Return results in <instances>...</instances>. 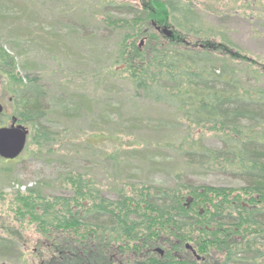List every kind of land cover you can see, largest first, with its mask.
I'll return each instance as SVG.
<instances>
[{
  "label": "trees",
  "instance_id": "trees-1",
  "mask_svg": "<svg viewBox=\"0 0 264 264\" xmlns=\"http://www.w3.org/2000/svg\"><path fill=\"white\" fill-rule=\"evenodd\" d=\"M72 1L81 10L98 9L94 18L106 35L116 37L114 62L123 69L112 73L125 75L133 97L165 107L189 129L181 141H156L153 148L171 151L186 169L228 176L242 185L236 189L194 186L182 179L183 173H178L174 187L154 185L144 177L146 166H156L145 155L150 144L138 145L141 150H131L134 156L129 158L105 154V163L125 165L124 170H116L118 175L135 182L130 175L134 172L140 182L128 185L129 189L111 188L114 196L109 198L87 168H73L56 180L59 187L69 188L70 196L47 195V183L16 195L19 218L35 224L47 237V251L41 257L47 255L48 264H121L117 256L125 253L129 262L143 260L144 264L245 261L237 257V232L253 231L250 237L258 240L264 237V67L234 49L230 41L216 43L207 37L202 43H191L177 31L173 39L160 37L152 23L197 35L202 15L188 1L140 0L139 7L118 0ZM18 21V28H23L26 19ZM80 27L84 32L85 27ZM141 38L147 40L143 48L136 45ZM38 39L42 46L49 44L36 34L32 40ZM57 45L50 42L52 48ZM0 79L9 84L15 103L11 117L0 116V123L3 117L15 118L30 127L27 149L57 144L62 133L44 125L53 113L44 105L46 90L37 77L18 73L17 58L3 48L1 39ZM195 129L212 133L218 146L206 145L202 136L194 138L191 131ZM94 136L112 141L115 150L126 147L124 137ZM98 145L83 142L84 151L89 152L84 158L102 160L95 154ZM131 158L139 160V165ZM187 244L200 261L185 248ZM157 249L164 255L156 254ZM21 250L14 240L0 236V264H19Z\"/></svg>",
  "mask_w": 264,
  "mask_h": 264
},
{
  "label": "rangeland",
  "instance_id": "rangeland-1",
  "mask_svg": "<svg viewBox=\"0 0 264 264\" xmlns=\"http://www.w3.org/2000/svg\"><path fill=\"white\" fill-rule=\"evenodd\" d=\"M118 1L132 2L138 7L141 4L140 0ZM185 1L202 15L197 35H187L173 27L186 41L202 43L207 37L216 43L230 41L234 49L264 67V0ZM97 10L91 6L81 10L72 0H0L3 48L17 58L18 73L22 77H37L47 93L44 105L53 110L44 125L62 133L57 144L41 150L30 146L16 161L6 162L0 158V168L6 169L0 171V236L14 240L22 249L23 259L19 264L43 261L41 255L47 251V237L41 235L35 224L19 218L16 195L47 183L49 186L44 191L47 195L70 196L69 188L59 187L56 180L73 168L79 171L87 168L97 187L109 198L114 196L111 188L124 185L129 189L128 185L140 182V175L134 172L130 175L135 182L128 181L125 174L118 175L116 170H124L125 165L105 163V154L116 153L129 158L134 156L131 150H141L138 145L150 144L145 155L153 162L150 164L156 166L154 169L146 166L144 177L154 185L174 187L178 184V173H183L182 179L194 186L236 189L242 185L228 176L186 169L171 151L153 148L156 141H181L189 129L165 107L135 99L128 82L123 79L125 75H113L116 69L120 72L123 69L114 62L117 40L104 33L94 18ZM19 18L26 19L20 29ZM35 34L46 37L49 44L42 46L39 39L34 42ZM158 35L164 37L161 33ZM142 40L141 48L147 44V40L141 38L137 41L138 47ZM52 41L58 45L52 48ZM84 96L89 100L83 99ZM12 99L9 84L0 79V101L5 107V117L13 114L15 103ZM1 124L8 126L10 120L3 117ZM24 126L32 134V129ZM98 133L112 134V138L124 137L126 147L115 150L112 141L107 143L102 136L92 137ZM191 135L194 138L202 136L208 146H218L212 133L195 129ZM85 141L100 143L95 154L102 160L91 162L84 158L89 153L83 149ZM131 160L139 165V160ZM127 264L138 263L133 259Z\"/></svg>",
  "mask_w": 264,
  "mask_h": 264
},
{
  "label": "water",
  "instance_id": "water-1",
  "mask_svg": "<svg viewBox=\"0 0 264 264\" xmlns=\"http://www.w3.org/2000/svg\"><path fill=\"white\" fill-rule=\"evenodd\" d=\"M156 27L157 31H160L166 38L173 39L174 32L167 26L162 28ZM143 46V40L141 41L140 47ZM4 111V106L0 102V115ZM16 119H13V123L9 127H0V157L5 160H15L17 159L25 150L29 130L21 125H16ZM186 249L192 250L190 245H186ZM157 252L162 253L161 250ZM194 255L196 253L194 252ZM199 259V257H197Z\"/></svg>",
  "mask_w": 264,
  "mask_h": 264
},
{
  "label": "flooded vegetation",
  "instance_id": "flooded-vegetation-1",
  "mask_svg": "<svg viewBox=\"0 0 264 264\" xmlns=\"http://www.w3.org/2000/svg\"><path fill=\"white\" fill-rule=\"evenodd\" d=\"M223 233L228 234L229 231H223ZM237 233L238 235L235 238V241L237 243V250H238L237 257L239 259L245 258V261L238 260L235 262V264H264V237L260 240L256 238L254 239V237H250V235L255 234V232L253 231H246V232L241 231ZM258 241L261 243V246L256 245V242ZM248 242H251L250 246L248 245ZM43 256H44L42 257L43 261H41L39 264H48L47 255L44 254ZM117 258H119L120 262L122 261L121 264H127L129 262L128 261L129 256L126 254L117 256ZM29 264H34V261H30ZM138 264H144V261L141 260ZM222 264H224V261Z\"/></svg>",
  "mask_w": 264,
  "mask_h": 264
}]
</instances>
